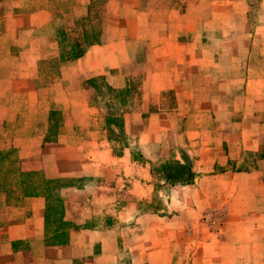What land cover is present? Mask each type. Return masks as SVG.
I'll return each instance as SVG.
<instances>
[{
  "label": "crops",
  "instance_id": "crops-1",
  "mask_svg": "<svg viewBox=\"0 0 264 264\" xmlns=\"http://www.w3.org/2000/svg\"><path fill=\"white\" fill-rule=\"evenodd\" d=\"M89 2L0 0V34L8 37L5 41L1 38L0 42L8 45V58L18 61L8 68V75L0 77V264H121L122 231H131L132 228L136 235H132L134 242L132 246L129 243V253L134 250L135 255H152L151 248L143 249L140 243L144 239L151 242L155 237L161 243L155 252L164 254L167 263L170 231L176 229L178 240L184 235L186 221L191 217L188 211L195 217L206 208L224 211L222 227L225 229L222 236H216L221 242L220 249H206L203 256L208 259L206 264H217L212 260L216 253L223 254L218 264H264V159L249 169L214 170L216 162L222 164L223 158L233 160L238 159L243 151H264V116H261L264 109L260 103L264 88L255 91L250 88L254 82L264 83V73L258 74L252 82L249 79L244 81L247 93H257V96L243 103L240 121L243 127L222 138L217 137L222 133L216 130L214 143L204 154L210 164L204 166L203 163L202 168L201 165L197 168L198 172L212 173L201 182L196 180L192 199L198 195V188L204 185L205 179L217 182L214 190L206 197L202 195L201 199H195V207H186L181 196L173 197L176 212L172 215H157L139 209L137 204L150 202L154 191L147 165L131 161L132 153L127 148L122 153H114L112 148L106 147L109 142L103 135L97 142L99 137L95 138L93 129H89L92 123L86 114L71 120L66 112L71 108L63 103L62 118L53 135L49 130V112L54 108L48 104L44 118L36 115L41 88L33 82L39 63L40 67L42 64L46 68L59 62V72H65L64 81H69L74 73L82 80L96 75L107 76L109 84L115 88L121 87L125 81L126 74L122 73L121 65L129 56L127 46L138 42L136 34L122 35L106 42L102 40L88 46L80 57L66 61L61 60L60 51L49 55L46 47L41 48L45 43L57 46L60 41L51 33L42 36L40 30H57L58 20L82 18L88 12ZM212 5L214 12H221L225 18L240 17L235 22L227 21L234 27L237 22H244L248 0H212ZM256 29L264 44V22L256 24ZM153 43L151 39L150 44ZM16 44L23 45L16 49V53H11ZM165 44L167 47L182 46L177 38ZM180 54L179 49L172 57L180 58ZM168 57L170 55L160 56ZM42 70L41 67L40 72ZM10 77H17V84H11ZM150 77L154 79L152 91L172 88L176 78L174 71L144 72L146 83ZM21 78L30 84H22ZM82 89L85 92L87 86ZM78 93L82 94L80 90ZM23 108L29 109L28 116ZM221 109H212L210 118L230 124L227 117L214 116ZM159 114L155 112L153 116ZM134 118L141 119L142 112ZM66 126L71 129L85 126L88 130L82 138L80 151L70 153L69 147L60 141L61 130ZM50 136L51 139L46 140ZM223 143L227 149L221 152L218 147ZM60 146L65 150H58ZM58 153H61L59 157ZM73 157L76 158L74 161ZM35 171L42 172L48 182L42 179L38 182L35 175H25ZM72 177H86V183L82 186L73 182L59 184L61 181L58 180ZM126 191L130 197L122 202V192ZM130 220L132 227L127 225ZM138 238L140 243H137ZM200 249L205 252L203 247ZM144 261L152 264L151 258L146 257ZM160 262L162 260H158Z\"/></svg>",
  "mask_w": 264,
  "mask_h": 264
},
{
  "label": "rangeland",
  "instance_id": "rangeland-1",
  "mask_svg": "<svg viewBox=\"0 0 264 264\" xmlns=\"http://www.w3.org/2000/svg\"><path fill=\"white\" fill-rule=\"evenodd\" d=\"M89 1L88 12L82 18L73 21L58 20L57 30H40L41 35L51 33V36L55 35L61 42L84 43L94 38L106 42L122 35L129 37L136 34L138 42L127 46L129 56L121 65L122 73L126 74L125 81L121 87L115 88L109 84L107 76L96 75L89 82L75 73L70 76L69 81H64L65 72H59V62L54 66L47 65L46 68L41 64V72L39 63L37 77L33 82V85L41 88L40 107H37L36 115L45 116L48 104L60 111L65 104L69 105L71 109L66 111L67 117L73 120L86 114V118L92 123L89 129H93L95 138L99 137L97 142L103 135L109 142L106 147L112 148L114 153H122L126 148L131 150V161L147 165L154 187L151 201H140L137 204L139 209L149 210L157 215H172L176 212V203L172 204V198L178 196H181L186 207H195L194 200L201 199L199 197L202 195L208 196L217 185L216 181L205 179L204 185L198 188V195H194L192 199L196 180L201 182V179L204 180V177L212 173L198 172L197 168L199 165L202 168L203 163L204 166L210 164L204 154L214 143L216 130L222 133L220 137L217 135L218 138L230 131L240 130L243 127L240 124L244 112L243 103L257 96V93H247L244 81H251L258 74L264 73V44L256 29V24L264 22V0H248L244 22H237L234 27L231 26L233 23L227 21L235 22L240 17L225 18L221 12H214L212 0ZM86 30L89 33L99 32V35L86 37L83 35ZM5 38L8 37L0 34L1 40L5 41ZM150 38L154 41L153 44H150ZM172 38H177L182 46L167 47L165 43L169 44ZM4 41L3 44L0 42V77L8 75V68L18 63L17 60L8 58V45ZM22 45L16 44L11 48V53H16V49ZM43 45L41 48L46 47L49 55L60 51V44ZM159 47L161 51L158 50ZM179 49L180 58L172 57ZM162 55L170 57L160 58ZM179 59L183 61L178 62ZM160 70L175 72L173 87L152 91L154 79L150 77L146 83L144 72L148 74ZM19 74L18 71L17 76ZM10 79L11 84L19 81L17 77ZM22 84L28 86L30 82L22 79ZM262 84L264 83L254 82L250 88L253 91L256 88L263 89ZM83 86H87L85 92ZM109 87L115 91H110ZM79 90L82 94L78 93ZM261 99L264 109V96ZM73 108L86 110L80 112ZM214 108H222L214 116L222 119L227 117L230 124L225 125L223 121L215 122L214 117L210 118V111ZM23 112L29 115V109L23 108ZM139 112H142V118L135 120L134 117ZM155 112L160 114L153 116ZM87 131L85 126H78V129L66 126L61 130L60 141L69 147L70 153L80 151L82 138H85ZM218 149L223 152L227 147L223 143ZM58 150L65 148L60 146ZM263 156L264 151H243L238 159L223 158L222 164L216 162L214 170L249 169L258 165L264 159ZM72 159L74 161L76 158ZM58 181H61L59 184L73 182L76 186H82L86 183V177ZM128 197L127 191L122 192L121 201L128 200ZM188 215L191 217L186 221L183 236H179L177 240L176 229L170 231L167 263L164 262V254L155 252L161 244L155 237L151 242L144 239L140 243V238L137 239L143 249L151 248L152 255H135L134 250L129 253V243L132 246V235H136V231H132L133 228L131 231L124 229L121 238V264H148L144 261L146 257L151 258L152 264L208 263V259L203 257L206 249L218 251L221 242L216 236L225 233L222 227L224 211L216 212L206 208L195 217L189 211ZM127 225L132 227L131 220ZM202 247L204 253L200 249ZM213 257L212 260L218 264V259L223 254L216 253ZM158 260L162 262L158 263Z\"/></svg>",
  "mask_w": 264,
  "mask_h": 264
},
{
  "label": "trees",
  "instance_id": "trees-1",
  "mask_svg": "<svg viewBox=\"0 0 264 264\" xmlns=\"http://www.w3.org/2000/svg\"><path fill=\"white\" fill-rule=\"evenodd\" d=\"M84 36L88 37V36H94L97 37L99 35V32H91L89 33L88 30H86L83 33ZM100 40L98 38H94L92 40H88L87 42L81 43L80 41H73V42H69V41H64L61 42L60 41V58L63 61L66 60H72V59H76L78 57H80L81 55H83V53L85 52L86 48L92 44L95 43H99ZM92 79H89L88 81L91 82ZM110 91H115L112 88H108ZM49 117H50V134L53 135L58 127H59V122L61 120V111L60 110H56V109H52L49 112ZM51 139V136L48 138H46V140ZM0 158H2L0 156ZM25 175L28 176H36L38 182L40 181V179L47 181L46 179H44L42 172H26Z\"/></svg>",
  "mask_w": 264,
  "mask_h": 264
}]
</instances>
